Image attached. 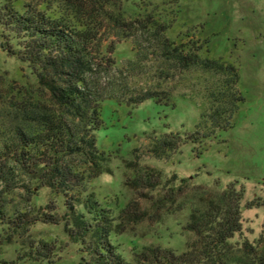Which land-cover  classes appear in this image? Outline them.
Wrapping results in <instances>:
<instances>
[{
    "label": "rangeland",
    "instance_id": "rangeland-1",
    "mask_svg": "<svg viewBox=\"0 0 264 264\" xmlns=\"http://www.w3.org/2000/svg\"><path fill=\"white\" fill-rule=\"evenodd\" d=\"M7 1L20 11L27 6L56 14L61 8L55 0H0V6ZM80 1L98 10L100 19L109 14L110 23L150 15L167 25L163 37L184 54L217 61L237 75L231 83L224 71L183 67L163 55L156 38L139 30L121 37L109 23L103 45L114 42L113 65L102 82L114 97L104 101L95 133L109 172L87 181L82 197L89 194L113 219L109 240L115 252L127 264H151L139 258L149 248L185 252L194 240L185 229L191 209L200 197L232 183L243 191L242 204L253 206L243 208L241 231L230 242L257 244L264 236V0ZM145 94L151 96L141 100ZM37 101L50 105L31 67L0 47V141L20 124L22 108ZM159 141L172 145L155 152ZM33 191L29 203L21 189L7 196V214L35 209L55 213L60 222L38 221L18 238L0 220V264L89 261V246L73 242L65 226L69 196L46 187ZM133 201L144 216L138 222L121 219ZM118 224L124 232H116ZM43 244L52 248L47 259L27 257L29 245Z\"/></svg>",
    "mask_w": 264,
    "mask_h": 264
},
{
    "label": "trees",
    "instance_id": "trees-1",
    "mask_svg": "<svg viewBox=\"0 0 264 264\" xmlns=\"http://www.w3.org/2000/svg\"><path fill=\"white\" fill-rule=\"evenodd\" d=\"M55 1L61 6L56 14L27 6L20 11L8 1L0 6V47L31 67L39 90L50 103L47 107L37 101L32 108H22L20 124L8 139L0 141V220L18 238L38 221L58 224L60 219L55 213L35 209L7 214V196L21 189L29 203L33 186L49 188L69 196L64 222L73 242L89 246L90 260L85 264H127L109 240L113 219L89 194L82 197L87 181L109 172V158L98 149L95 133L102 125L104 101L114 97L110 85L102 82V76L113 65L110 56L114 42L103 45V33L113 17L106 14L100 19L98 10L86 8L80 0ZM111 1L105 0L106 4ZM155 22L146 15L132 20L116 18L110 24L121 37H131L139 30L156 38L163 55L183 67L199 65L224 71L232 75L231 83H236L232 67L199 59L195 53L184 54L163 37L167 25ZM150 96L145 94L141 100ZM171 145L159 141L153 148L161 153ZM140 180L134 183L140 185ZM145 182L153 186L148 179ZM242 199L243 191L233 183L207 198L200 197L185 226L194 236L187 250L177 255L149 248L139 258L151 259V264H264V236L257 244L243 241L235 246L230 242L241 231L243 208L253 206L243 205ZM47 208L49 212L55 210L54 206ZM143 216L139 203L134 201L120 212V218L128 222H138ZM114 228L118 233L125 230L120 224ZM29 248L27 257L32 260L47 259L52 254L46 244Z\"/></svg>",
    "mask_w": 264,
    "mask_h": 264
}]
</instances>
